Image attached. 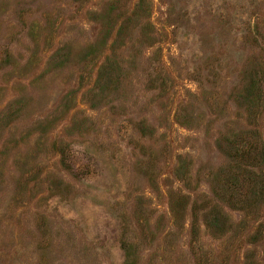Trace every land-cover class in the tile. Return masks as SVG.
<instances>
[{
  "label": "rangeland",
  "instance_id": "1",
  "mask_svg": "<svg viewBox=\"0 0 264 264\" xmlns=\"http://www.w3.org/2000/svg\"><path fill=\"white\" fill-rule=\"evenodd\" d=\"M262 143L264 0H0V264H264Z\"/></svg>",
  "mask_w": 264,
  "mask_h": 264
},
{
  "label": "trees",
  "instance_id": "2",
  "mask_svg": "<svg viewBox=\"0 0 264 264\" xmlns=\"http://www.w3.org/2000/svg\"><path fill=\"white\" fill-rule=\"evenodd\" d=\"M259 149H255V154L258 156L259 159L264 160V144L258 145ZM251 150H249V153ZM237 154L241 153L240 149L236 148ZM245 155H250L248 153H244ZM240 155V154H239Z\"/></svg>",
  "mask_w": 264,
  "mask_h": 264
}]
</instances>
